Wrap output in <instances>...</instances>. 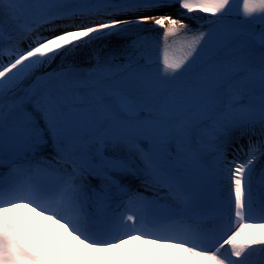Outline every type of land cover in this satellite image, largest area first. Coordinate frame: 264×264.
<instances>
[{"label":"snow or ice","instance_id":"snow-or-ice-1","mask_svg":"<svg viewBox=\"0 0 264 264\" xmlns=\"http://www.w3.org/2000/svg\"><path fill=\"white\" fill-rule=\"evenodd\" d=\"M0 264H264V0H0Z\"/></svg>","mask_w":264,"mask_h":264},{"label":"bare ground","instance_id":"bare-ground-1","mask_svg":"<svg viewBox=\"0 0 264 264\" xmlns=\"http://www.w3.org/2000/svg\"><path fill=\"white\" fill-rule=\"evenodd\" d=\"M186 20H190V18H185ZM147 27H151V25H147ZM153 35L155 36V38L157 39V40H159V30H154L153 31ZM113 43H115V41L113 42ZM84 61H89L90 63H91V61H90V59L87 57V56H85V58H84ZM246 143V142H245ZM20 209H22V210H24L23 208H20ZM26 212V211H25ZM27 213V212H26ZM29 214L35 219V221L38 223V225H39V227H40V229L42 230V232H43V234H44V238H45V241H46V243H47V245L49 246V248H50V250H53V245L51 244V241H52V235L48 232V223L47 222H45L40 216H37V214H35V213H30L29 212ZM69 240H70V238H69ZM68 240V241H69ZM66 243H67V241L66 240H64V241H62L59 245H56V246H61V245H65V251H67V249H66ZM143 247V246H142ZM142 247H140L139 245H137V244H134L133 245V249H134V256H135V254H136V251L137 250H139V249H142ZM149 250H150V253H151V251H152V246H149ZM142 254V253H141ZM184 254L183 253H181V256H183ZM190 259V258H189Z\"/></svg>","mask_w":264,"mask_h":264}]
</instances>
